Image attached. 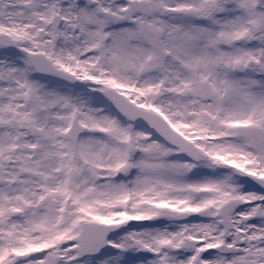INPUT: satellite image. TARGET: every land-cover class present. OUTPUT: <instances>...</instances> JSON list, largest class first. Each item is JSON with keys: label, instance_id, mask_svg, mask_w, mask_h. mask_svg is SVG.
<instances>
[{"label": "snow or ice", "instance_id": "6c2138e0", "mask_svg": "<svg viewBox=\"0 0 264 264\" xmlns=\"http://www.w3.org/2000/svg\"><path fill=\"white\" fill-rule=\"evenodd\" d=\"M0 264H264V0H0Z\"/></svg>", "mask_w": 264, "mask_h": 264}]
</instances>
